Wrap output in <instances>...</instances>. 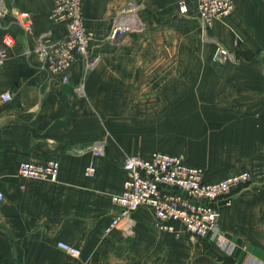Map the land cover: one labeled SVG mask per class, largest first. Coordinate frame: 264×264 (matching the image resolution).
I'll use <instances>...</instances> for the list:
<instances>
[{
	"label": "crops",
	"instance_id": "crops-1",
	"mask_svg": "<svg viewBox=\"0 0 264 264\" xmlns=\"http://www.w3.org/2000/svg\"><path fill=\"white\" fill-rule=\"evenodd\" d=\"M126 1L82 0L86 25L95 32L91 53L100 54V60L89 63L78 58L65 71L54 73L33 51L40 33L50 29L54 40L66 34L64 25L52 24L54 0H3L0 45L7 35L14 38V44L0 56V93L10 91L13 96L0 103V190L4 194L0 202V264H246L250 258L255 259L251 264L262 263L264 0H237L225 22H216L208 32L230 48V33L223 26L241 32L246 26L256 30L259 42L251 49L257 52L255 58L242 64L239 73L232 71L241 64L240 54L226 63L209 59L213 72L225 76L209 79L208 106L222 113L225 129L237 131L236 140L228 141L230 150L245 148L239 152L260 158L262 168L251 170L252 180L231 193L230 203L218 202L220 227L225 237L237 244L235 253L228 255L215 242L183 231L160 229L148 207L133 214L132 235L120 230L106 232L117 210L112 196L121 191L126 178L123 162L127 156L120 141H104L111 119L124 111L122 107L151 99L153 82L181 80L176 75L183 73V65L172 77L165 70H152L153 50L183 51L185 47L177 0H170L172 9H159L155 16L140 11L145 28L110 41L112 20ZM23 10L33 17L32 33L16 20L17 12ZM189 11L197 12L194 0H190ZM153 17L163 23L156 25ZM160 31L181 40L159 41L156 35ZM209 42L214 51V43ZM63 75L68 76L67 82L62 81ZM81 84L83 93L77 89ZM95 143L105 144L103 155L94 156L88 149ZM52 159L60 163V173L53 181L26 178L17 172L21 161L45 163ZM91 160L97 172L89 178L85 168ZM206 177L217 179L207 173ZM59 241L77 247L80 254H69L59 247Z\"/></svg>",
	"mask_w": 264,
	"mask_h": 264
},
{
	"label": "built area",
	"instance_id": "built-area-1",
	"mask_svg": "<svg viewBox=\"0 0 264 264\" xmlns=\"http://www.w3.org/2000/svg\"><path fill=\"white\" fill-rule=\"evenodd\" d=\"M196 2L199 28L206 40L214 43L213 60L220 63L238 59L236 51L208 36V32L217 21L225 20L235 9L237 0H194ZM82 0H54L50 18L52 24H62L66 34L54 40L52 30H47L36 38L33 49L46 69L60 73L68 69L78 58L100 60V54H92L91 46L95 40V32L89 29L82 11ZM180 14L190 10V0H177ZM5 5L0 0V15ZM18 24L28 33L34 31V20L29 11L16 14ZM144 23L139 15L137 1L130 0L113 18L108 38L118 41L122 36L142 29ZM14 44V38L7 35L0 45V56ZM63 82L68 76L63 75ZM84 92V85L78 88ZM12 93H0V103L12 99ZM94 156L105 153L104 143H95L88 147ZM126 178L122 189L112 196L117 206L111 217L106 232L120 230L124 235H132L135 230L133 214L141 207L152 210L157 226L165 231L178 233L183 231L189 235L215 242L228 255H233L238 246L224 235L220 227V210L218 202H231V193L241 185L248 183L253 176L248 171H240L228 177L212 180L206 177L202 168L187 164L181 155L155 151L149 157L127 155L123 162ZM17 172L20 176L40 181H53L60 173V163L49 160L45 163L21 161ZM96 165L91 160L85 168V175L95 176ZM4 194L0 190V202ZM59 247L73 256L80 251L71 244L59 241ZM255 259L250 258L246 264ZM260 264H264V261Z\"/></svg>",
	"mask_w": 264,
	"mask_h": 264
},
{
	"label": "rangeland",
	"instance_id": "rangeland-1",
	"mask_svg": "<svg viewBox=\"0 0 264 264\" xmlns=\"http://www.w3.org/2000/svg\"><path fill=\"white\" fill-rule=\"evenodd\" d=\"M128 1L130 0H127L120 10ZM135 1L139 5V13L152 12L153 16L159 9L170 10L173 7V2L170 0ZM180 15H183L185 28L182 38L185 45L183 51L161 49L156 50L158 52L156 55L153 50L155 54L152 58V70L157 72L165 70L166 74L172 77V74H177L183 65L182 75H176L180 76L181 80L153 82L151 99L136 100V105H126L122 107L124 111L113 115L104 141H120L119 143L127 151L125 155L149 157L155 151L181 155L187 164L200 167L205 175L207 173L208 176L217 179L240 171L251 172L252 169H262L258 163L261 162L260 158L256 161L253 155L239 152L245 148L237 147L236 152L230 150L228 141L236 140L237 131L224 128L222 113L217 114L213 107L208 106L206 93L209 89V79L213 81L216 76L225 75L220 71L213 72L214 68L209 61L213 58V46L204 38L199 28L197 12L189 11ZM152 20L159 26L163 23L160 18L153 17ZM162 20L167 19L162 18ZM142 21L144 27L136 32L145 28V22L143 19ZM221 22L224 23L225 20ZM223 27L230 33L227 42L230 46H228L241 56V64L233 67L235 70L232 71V74L239 73L240 66L250 63L257 54L256 51L251 50L259 44L255 40L256 30L244 26L241 32L235 27L233 29ZM156 36L159 41L181 40L180 36L176 39L173 36L174 39H170L161 31ZM240 43L241 46L238 47ZM242 46L244 49H241ZM248 46L252 48L247 49ZM179 52L183 54L182 57H176ZM198 64L199 72H196ZM250 165L252 168L249 169Z\"/></svg>",
	"mask_w": 264,
	"mask_h": 264
},
{
	"label": "bare ground",
	"instance_id": "bare-ground-1",
	"mask_svg": "<svg viewBox=\"0 0 264 264\" xmlns=\"http://www.w3.org/2000/svg\"><path fill=\"white\" fill-rule=\"evenodd\" d=\"M125 35H126V34H125ZM91 60L93 61L94 59L91 58ZM91 60H89V63H92ZM94 63H96V62H94ZM113 204H114V203H113ZM116 207H117V206H116ZM154 217H155V216H154ZM155 220H156V219H155Z\"/></svg>",
	"mask_w": 264,
	"mask_h": 264
}]
</instances>
